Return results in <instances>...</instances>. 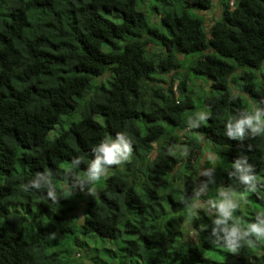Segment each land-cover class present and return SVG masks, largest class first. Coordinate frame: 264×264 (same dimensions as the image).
Returning <instances> with one entry per match:
<instances>
[{
	"label": "trees",
	"instance_id": "trees-1",
	"mask_svg": "<svg viewBox=\"0 0 264 264\" xmlns=\"http://www.w3.org/2000/svg\"><path fill=\"white\" fill-rule=\"evenodd\" d=\"M229 2L207 17L213 0H0V264H264V241L214 247L183 203L203 164L216 168L208 196L233 186L247 200L243 226L264 212V188L227 175L244 154L264 184V136L223 135L264 101V0ZM201 110L210 119L182 134ZM118 132L132 158L94 196L63 199L65 174L85 178L92 147ZM48 171L58 203L21 190Z\"/></svg>",
	"mask_w": 264,
	"mask_h": 264
},
{
	"label": "clouds",
	"instance_id": "clouds-1",
	"mask_svg": "<svg viewBox=\"0 0 264 264\" xmlns=\"http://www.w3.org/2000/svg\"><path fill=\"white\" fill-rule=\"evenodd\" d=\"M233 2L234 0H230L229 5L233 6ZM155 18L156 16L152 17V22ZM174 89L176 92L175 87ZM209 119V111H197L188 116L182 134L200 128L201 124ZM223 135L229 140L238 142L264 136V101L258 104L254 103L251 111L243 110L233 114L224 124ZM200 140L202 143L204 142V135H200ZM180 151L185 157L189 155L186 148H181ZM91 154L92 159L84 171L85 178L75 179L71 174H65L63 177L61 181L64 188L63 199H70L76 188L81 192L87 189V194L94 196L96 185L101 180L107 179L109 173L113 171L112 166H123L132 158L133 145L127 135L118 132L114 137H106L95 144L91 149ZM205 160L215 164L216 167L224 165L221 156L211 151L206 154ZM80 164L79 157H75L71 161L73 168H79ZM227 169H230L227 171V175L236 180L243 193H256L259 189L264 188V184L259 182L254 165L249 163L247 155H239L227 166ZM215 171L216 168L205 167L202 164L199 176L207 177L208 180L201 183L198 188H194L192 196L186 197L183 203L190 209V215L194 219L201 218V213L208 218L210 225L202 223L200 229L203 231L210 227L211 239L208 242L212 246L225 248L229 253L238 254L242 247H255L260 241H264V212H258L252 222H249L246 227L243 226L236 213L247 204V200L237 191L236 187L221 186L216 196H208L209 184L216 183ZM53 177L54 173L50 171L36 172L21 186V190L44 193L54 203H58Z\"/></svg>",
	"mask_w": 264,
	"mask_h": 264
},
{
	"label": "rangeland",
	"instance_id": "rangeland-1",
	"mask_svg": "<svg viewBox=\"0 0 264 264\" xmlns=\"http://www.w3.org/2000/svg\"><path fill=\"white\" fill-rule=\"evenodd\" d=\"M220 1L221 0H213V8L210 10V11H208V12H206L205 13V16H207V17H210V16H216V17H219V14H220ZM209 24L210 23H207V26L209 27ZM207 27V28H208ZM54 131H52V133H50L49 134V137L50 138H52L53 137V135H54ZM204 163V162H203ZM191 236V235H190Z\"/></svg>",
	"mask_w": 264,
	"mask_h": 264
}]
</instances>
